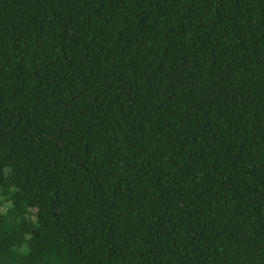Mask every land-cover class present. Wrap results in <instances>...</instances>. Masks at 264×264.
<instances>
[{
    "label": "trees",
    "instance_id": "trees-1",
    "mask_svg": "<svg viewBox=\"0 0 264 264\" xmlns=\"http://www.w3.org/2000/svg\"><path fill=\"white\" fill-rule=\"evenodd\" d=\"M0 264H264V0H0Z\"/></svg>",
    "mask_w": 264,
    "mask_h": 264
}]
</instances>
